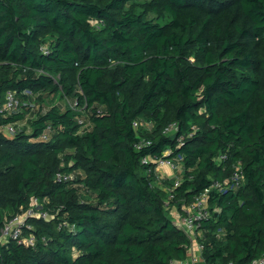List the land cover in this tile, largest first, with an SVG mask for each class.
Instances as JSON below:
<instances>
[{"label": "trees", "instance_id": "trees-1", "mask_svg": "<svg viewBox=\"0 0 264 264\" xmlns=\"http://www.w3.org/2000/svg\"><path fill=\"white\" fill-rule=\"evenodd\" d=\"M7 91L37 109L0 115V228L34 199L48 219L25 220L32 245L0 242V264L184 261L170 214L205 190L201 260L264 255V0H0V105ZM148 156L182 158L179 185ZM237 162L243 184L212 189Z\"/></svg>", "mask_w": 264, "mask_h": 264}, {"label": "built area", "instance_id": "built-area-1", "mask_svg": "<svg viewBox=\"0 0 264 264\" xmlns=\"http://www.w3.org/2000/svg\"><path fill=\"white\" fill-rule=\"evenodd\" d=\"M41 51L43 53H46V49L44 47L41 48ZM24 96L29 97L28 101H21L16 97L15 92L7 91L4 94V99L2 104L0 105V115H9V114H15L20 113L24 108L36 110L37 104L35 102L34 96L29 92L25 91L22 93ZM69 108L73 111H80L82 110L81 107H79L77 101L74 102H68ZM77 123L80 126L79 132H82L88 125L84 122V120L81 117L77 118ZM141 124L137 121H133L132 127L134 130H138L140 128ZM5 133L8 135H14L17 132V127H15L13 124H8L1 128ZM176 129V124L172 123L168 125L167 128L164 130L165 135H170L174 132ZM42 139L45 138V136L41 137ZM150 145V141L142 140L139 143L135 144V149L139 150L141 147H146ZM167 154V153H166ZM164 154V155H166ZM227 159V155H219L217 158H215L216 163H221L222 161ZM182 158L176 159H168L164 157L158 158V157H144L141 159V164L145 166L152 165L147 168L146 172L147 174L155 175L156 179L159 182H162V179L159 177L157 171L160 168L167 167L174 171L175 173L179 174L182 172ZM71 175L68 174H60L58 173L56 175L57 181H67L71 179ZM173 179V186L176 187L179 185V180L177 175L172 178ZM243 184V172L241 168V163L237 162L233 165L232 171L230 173V176L227 180L224 181L223 184L214 183L212 185V189H216L219 193H224L227 190H232L239 188ZM169 192V198L172 199L173 195ZM207 197H208V190H205L203 193L196 196L193 201L187 205H184L182 207V211L180 214H175L178 218L179 222L176 225L183 233H185L189 240H190V247L188 248V257L184 261L176 262L175 264H197L198 262L202 261L200 257V253L202 250V245L196 241V229L199 227L200 222L207 218L208 213L206 210L207 207ZM40 203L37 199H34L30 205V207L22 212L21 214L16 215L15 217H12L9 220H4V223L2 227L0 228V242H6L8 240L17 241L18 243H22L24 245H32L33 240L32 238L24 237L22 235L23 228L25 227V220L29 217H39L42 219H48V215L40 209ZM197 242L196 250L197 253H193V243ZM250 264H264V255L262 257H259L257 259H254L250 262Z\"/></svg>", "mask_w": 264, "mask_h": 264}, {"label": "crops", "instance_id": "crops-1", "mask_svg": "<svg viewBox=\"0 0 264 264\" xmlns=\"http://www.w3.org/2000/svg\"><path fill=\"white\" fill-rule=\"evenodd\" d=\"M159 177L162 179V181H165V180H170L172 178H174L177 173H175L174 171H172L171 169L167 168V167H164V168H160L158 171H157ZM173 214H176V212L174 213V210L172 211ZM196 246H197V242L195 241L192 245L193 247V253H197V250H196ZM197 264H205L203 261H200L198 262Z\"/></svg>", "mask_w": 264, "mask_h": 264}, {"label": "rangeland", "instance_id": "rangeland-1", "mask_svg": "<svg viewBox=\"0 0 264 264\" xmlns=\"http://www.w3.org/2000/svg\"><path fill=\"white\" fill-rule=\"evenodd\" d=\"M59 101V99L58 98H55V101L53 100V102L54 103H57ZM21 126V125H20ZM170 219H171V221L174 223V224H178V222H179V220H178V218L176 217V215L175 214H170Z\"/></svg>", "mask_w": 264, "mask_h": 264}]
</instances>
